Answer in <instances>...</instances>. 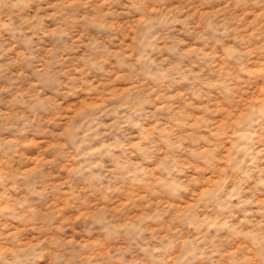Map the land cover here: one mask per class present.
Segmentation results:
<instances>
[{
  "label": "rangeland",
  "instance_id": "374dc122",
  "mask_svg": "<svg viewBox=\"0 0 264 264\" xmlns=\"http://www.w3.org/2000/svg\"><path fill=\"white\" fill-rule=\"evenodd\" d=\"M0 264H264V0H0Z\"/></svg>",
  "mask_w": 264,
  "mask_h": 264
}]
</instances>
